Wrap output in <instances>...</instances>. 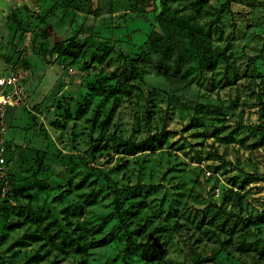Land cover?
Returning a JSON list of instances; mask_svg holds the SVG:
<instances>
[{
	"label": "rangeland",
	"instance_id": "1",
	"mask_svg": "<svg viewBox=\"0 0 264 264\" xmlns=\"http://www.w3.org/2000/svg\"><path fill=\"white\" fill-rule=\"evenodd\" d=\"M13 1L17 5L18 0ZM24 1L26 11L17 14L21 25L12 15L0 14V76L18 74L23 84L0 137L6 148L0 147L5 159L0 185L5 180L9 188L0 213V257L6 264H124L126 235L118 233L115 217L89 237L115 235L105 247L84 250L81 231L87 223L101 226L112 211L105 172L114 165L110 174L119 185L142 183L148 203L163 211L169 225L179 218L187 199L194 204L189 194L198 175V191L205 198L202 209L231 185H243L251 210L264 209V0H233L230 6L227 0H208L202 22L221 10L213 36L220 55L208 69L213 84L196 70L189 105L169 110V88L153 70L155 54L148 46L151 32L159 30L155 14L160 6L150 0L144 5L141 0H75L67 7L56 0ZM169 2L196 8L195 0ZM41 29L45 36L36 41L29 37L27 31ZM72 41L85 46L75 62L60 55V47ZM103 46H112L113 52L100 62L97 53ZM47 47L53 48L51 57ZM134 57L141 68L135 83L142 93L135 91L122 100L101 149L94 153L91 137H97L100 128L93 115L103 98L93 91L97 79L119 76ZM3 90L0 87V96ZM79 104L87 109L81 116ZM195 117L202 124L189 128ZM164 124L170 133L163 150L142 153L127 163L120 159L119 145L144 140ZM40 165L44 171L53 169L49 180L34 176ZM93 189L95 199L88 205L85 193ZM79 205L85 208L82 214L67 215V207ZM33 206L43 207L39 221L25 219ZM138 223L147 226L145 236L138 237L144 241L160 222L147 209L131 227ZM77 224L81 228L73 232ZM169 234L168 227L162 233L169 249L165 264H196L180 238L170 240ZM129 261L146 264L139 256Z\"/></svg>",
	"mask_w": 264,
	"mask_h": 264
},
{
	"label": "trees",
	"instance_id": "2",
	"mask_svg": "<svg viewBox=\"0 0 264 264\" xmlns=\"http://www.w3.org/2000/svg\"><path fill=\"white\" fill-rule=\"evenodd\" d=\"M75 0H56L61 6L67 7L73 4ZM145 0H141L144 5ZM160 7H156V24L159 30H153L149 36L148 46L155 58L152 61L153 70L161 75L168 85L169 98L168 110L170 108L187 107L189 105V94L195 83V72L201 70L203 76H208V69L213 68L214 58L220 55L214 45L215 24L218 21V15L209 21L202 22V12H208L205 9L208 0H195L196 8L188 10L181 7H174L169 0H150ZM233 0H227V6H230ZM139 11H145V7H137ZM15 21L21 25L17 13H12ZM34 41L39 37L45 36L46 32L27 31ZM32 36V37H31ZM84 45H79L75 41L69 43L66 47H60V55L67 56L72 62L77 61L79 52H82ZM48 55H54L52 47L46 48ZM113 52V47L103 46L99 55V61H105ZM31 69V66H27ZM83 65L78 66L82 70ZM141 68L138 64V58L130 59L129 65L120 70L119 76L99 77L97 79L98 87L94 88V94L103 96L101 103L95 108L93 121L100 128L97 137H91L92 152L96 153L101 149V144L109 131L115 115L125 97H131L135 91L142 93L140 86L135 83L139 77ZM213 84L210 77L208 85ZM149 102L153 105L151 92ZM204 107V105H199ZM10 108L6 113L9 115ZM87 111L85 104L77 106V115L81 116ZM149 112V116L151 115ZM168 113V111H167ZM201 118L195 117L192 125L189 127H199ZM169 131L164 126L155 133L141 141H128L118 146L120 159L127 163L130 158H137L142 153L157 152L163 150L169 139ZM117 165V164H116ZM116 169L114 165L105 172V179L108 187L113 193V209L103 218L101 226L95 228L92 225H85L81 231L85 239L84 250L90 251L92 248L105 247L115 240V235L101 237L100 239H89L92 232H100L101 228L108 220L115 217L118 233L126 235V246L124 248V264H132L135 256H139L146 264H165V258L168 254V241L162 236L164 230L170 229L169 239L179 237V241L186 248L187 255L196 264H222V261L228 264H264V238L261 237L264 231V209L251 210L249 203L245 200L243 194V185L226 186L222 189L219 200H212L204 205V196L198 187L200 186V175H198L190 189V197L186 200L179 218L169 225L167 217H163V211H158V206L151 207L149 200L144 192L147 188L140 182L132 185L120 186L110 172ZM51 170V171H50ZM53 169L44 171L40 165L35 171L34 176L38 180H49ZM87 179L85 178L83 182ZM80 182L79 186L83 184ZM95 182V181H93ZM6 186V181L0 185V213L4 210L5 199L9 196V188L3 195L2 187ZM144 194V195H143ZM87 204L95 199L94 189L85 193ZM196 208L195 211L192 210ZM151 210L153 215L159 219L158 224L154 225L147 234L144 241L138 240L146 234L147 226L136 224L131 227L135 218L139 217L145 210ZM67 215H77V211L82 214L85 208L79 205L77 208L66 209ZM43 207H28L25 219L41 220ZM175 212V211H174ZM193 215V216H192ZM192 216V217H191ZM200 217V218H199ZM186 219V221L181 220ZM192 222H191V221ZM195 227L192 226L196 223ZM71 225L72 222L68 221ZM81 227L74 226L73 232H77ZM186 235H183V232ZM72 236V235H71ZM183 238V239H182ZM165 240V241H164ZM82 247V246H79ZM0 264H6L0 257Z\"/></svg>",
	"mask_w": 264,
	"mask_h": 264
},
{
	"label": "built area",
	"instance_id": "3",
	"mask_svg": "<svg viewBox=\"0 0 264 264\" xmlns=\"http://www.w3.org/2000/svg\"><path fill=\"white\" fill-rule=\"evenodd\" d=\"M0 87L4 90L0 96V137L2 132L6 130V113L11 106L14 105L16 97H19L23 90V84L18 74H11L8 76H0ZM2 144V143H0ZM1 150L4 151L6 148L0 145ZM4 157L0 156V171L4 172ZM7 186V185H6ZM6 186L2 187V194L4 195L7 191Z\"/></svg>",
	"mask_w": 264,
	"mask_h": 264
},
{
	"label": "crops",
	"instance_id": "4",
	"mask_svg": "<svg viewBox=\"0 0 264 264\" xmlns=\"http://www.w3.org/2000/svg\"><path fill=\"white\" fill-rule=\"evenodd\" d=\"M25 4L24 0H18L17 5L14 4L13 0H0V14L10 16L12 13H17L19 15L21 12L26 11L25 7H22Z\"/></svg>",
	"mask_w": 264,
	"mask_h": 264
}]
</instances>
